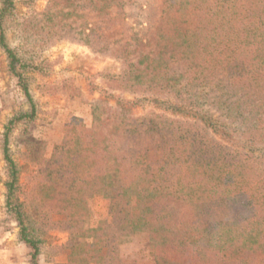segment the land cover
Listing matches in <instances>:
<instances>
[{"label":"trees","instance_id":"obj_1","mask_svg":"<svg viewBox=\"0 0 264 264\" xmlns=\"http://www.w3.org/2000/svg\"><path fill=\"white\" fill-rule=\"evenodd\" d=\"M15 4L0 0V46L33 104L2 134L5 203L33 264L57 214L68 264H264V0H49L23 18ZM13 32L39 48L71 39L120 64L102 73L92 125L72 118L50 157L27 132L35 106ZM16 132L34 167L27 184ZM94 195L111 221L86 229ZM137 236L145 242L126 253Z\"/></svg>","mask_w":264,"mask_h":264},{"label":"rangeland","instance_id":"obj_2","mask_svg":"<svg viewBox=\"0 0 264 264\" xmlns=\"http://www.w3.org/2000/svg\"><path fill=\"white\" fill-rule=\"evenodd\" d=\"M49 0H16V12L19 18L43 11ZM1 7V6H0ZM11 46L21 47V57L27 65L23 79L35 106V117L29 125L28 133L43 143V150L50 157L55 146L64 136L65 126L74 117L81 118L91 126L94 103L103 99L101 91L106 85L102 77L105 70L117 73L120 64L110 56L93 52L89 47L71 39H62L50 47L39 48L23 45L22 37L7 34ZM117 96L109 98L114 105ZM31 101L25 96L18 79L9 71L8 60L0 46V264H33L30 248L19 240V229L8 217L5 203V161L2 147V134L5 126L16 115L31 111ZM136 116H142L141 108L132 110ZM20 132L12 139L13 158L23 168L21 182L27 184L34 171L32 164L21 154ZM88 215L84 219L86 229H95L105 221H111L109 200L94 195L88 200ZM65 216L54 215L48 224L45 245L38 257L39 264H68L69 251L64 248L69 234L62 223ZM145 238L137 236L125 244L126 253H137ZM108 255V250H104ZM140 264H156V260L147 257Z\"/></svg>","mask_w":264,"mask_h":264}]
</instances>
